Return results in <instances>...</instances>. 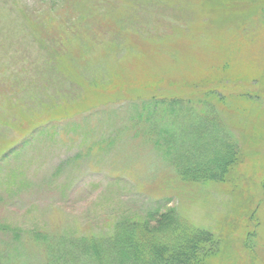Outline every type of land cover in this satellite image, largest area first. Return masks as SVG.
I'll list each match as a JSON object with an SVG mask.
<instances>
[{
	"label": "rangeland",
	"instance_id": "1",
	"mask_svg": "<svg viewBox=\"0 0 264 264\" xmlns=\"http://www.w3.org/2000/svg\"><path fill=\"white\" fill-rule=\"evenodd\" d=\"M58 1L89 23L108 5ZM109 1L111 18L99 16L84 44L74 37L66 49L73 59L58 55L37 76L7 62L4 27L36 57L38 41H59L41 24L57 0H0V220L22 233H102L122 211L159 205L212 232L220 250L207 264H264V0ZM151 97L194 98L206 119L222 114L242 150L223 181L184 182L131 135L134 103ZM205 139L220 144L216 134ZM22 244L30 260L42 258L32 241Z\"/></svg>",
	"mask_w": 264,
	"mask_h": 264
},
{
	"label": "trees",
	"instance_id": "2",
	"mask_svg": "<svg viewBox=\"0 0 264 264\" xmlns=\"http://www.w3.org/2000/svg\"><path fill=\"white\" fill-rule=\"evenodd\" d=\"M105 1L108 5L104 13L92 17L90 23L86 17L73 14L74 7L69 3L63 7L67 13L60 10L62 5L56 8L60 4L58 0L54 2V7L48 5L45 14L41 16V24H47L45 31L55 33L59 41L48 45L38 41L40 53L37 52L36 57L23 49L24 41L18 30L5 26L7 35L2 31V52L8 56L7 62H21L22 73L27 67H32L31 70L35 68L38 76L43 71L40 66L54 62L58 55L60 62L67 59L72 52L68 54L66 49L75 42L74 37H80V43L84 44L81 37L84 30L94 27L99 16L111 18L112 3ZM74 4L78 7V1ZM18 17L21 24L26 26L28 14L19 11ZM97 29L100 31L98 35H101V25ZM88 35L84 33L83 36ZM101 44L105 50L110 48V44ZM15 47L22 48L21 52ZM70 57L73 59V55ZM33 82L29 81L28 85ZM209 93L210 96L214 92ZM183 100L182 97H151L139 104L134 103V115L130 119L131 123L134 121L131 125L134 132L131 135L141 136L151 142L153 148L184 182L223 181L242 153L235 139L236 133L229 125L222 123V114L218 110H213V113L210 111L206 119V111H195L190 107L191 102L198 100ZM179 116L182 117L180 121L183 126L178 128L176 122ZM221 132L225 134L223 139H219L218 133ZM215 134L220 144L207 143L205 138ZM120 213L108 229L102 230V233L89 234L70 231L54 233L40 229L22 233L21 228L12 227L0 220V264H207L208 258L220 250V243L210 230L194 225L175 208L161 210L157 205L145 209L142 214L126 211ZM25 237L40 251L41 259L30 260V252L22 244Z\"/></svg>",
	"mask_w": 264,
	"mask_h": 264
}]
</instances>
